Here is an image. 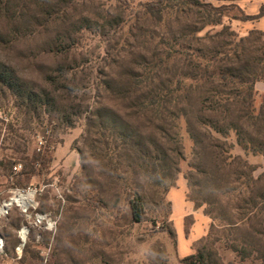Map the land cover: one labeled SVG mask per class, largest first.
<instances>
[{
    "label": "rangeland",
    "instance_id": "374dc122",
    "mask_svg": "<svg viewBox=\"0 0 264 264\" xmlns=\"http://www.w3.org/2000/svg\"><path fill=\"white\" fill-rule=\"evenodd\" d=\"M205 2L228 9L207 18L159 0H0V71L38 94L21 98L0 78V264H185L196 252L209 264H251L231 250L226 222L211 231L215 195L199 183L183 101L210 77L180 50L196 61L247 45L255 59L264 30L242 20L255 2ZM173 83L174 103H154ZM218 137L245 156L235 136ZM129 188L144 202L141 222ZM19 194H33L28 208H3Z\"/></svg>",
    "mask_w": 264,
    "mask_h": 264
},
{
    "label": "trees",
    "instance_id": "16d2710c",
    "mask_svg": "<svg viewBox=\"0 0 264 264\" xmlns=\"http://www.w3.org/2000/svg\"><path fill=\"white\" fill-rule=\"evenodd\" d=\"M164 4L163 8L180 5L183 10L196 9L207 18L219 16L228 9L227 5L216 6L205 0H159L157 5ZM262 17L264 4L258 14L245 15L242 20ZM221 46L224 51L220 59L214 54L208 59H204L206 55H198L195 61L189 59L193 53L180 50L186 55V62L198 64L201 80L210 77L208 82L197 85L200 91L197 97L183 98L190 110L186 117L198 154L196 174L200 185L215 195L213 208L217 215L212 217L211 231L217 229L215 222H226L229 234L233 236L230 248L240 260L250 259L251 264H264V173L256 176L260 165L252 164L247 158L250 155L264 157V94L257 103L255 90L256 82L264 80V51L255 59H249L245 55L247 45H242V49L239 45ZM59 70L66 73L63 66ZM0 78L21 98L34 100L38 95L13 70L0 71ZM179 88L174 83L166 85L153 102L173 104ZM217 134L222 138L235 136L245 156L234 155L236 145ZM154 177L157 178L156 175ZM26 180L24 186H28L31 177H26ZM81 196L95 207L103 204L99 196L89 191L81 193ZM127 200L134 221L141 222L145 216V205L134 188L128 189ZM170 235L176 241V234L170 232ZM181 260L185 264H209L203 252L187 255ZM47 263L55 264L54 258L49 257Z\"/></svg>",
    "mask_w": 264,
    "mask_h": 264
},
{
    "label": "crops",
    "instance_id": "0c3cea01",
    "mask_svg": "<svg viewBox=\"0 0 264 264\" xmlns=\"http://www.w3.org/2000/svg\"><path fill=\"white\" fill-rule=\"evenodd\" d=\"M250 2H255L254 4V13H252L251 15H256L258 14L260 7L262 6V4H264V0H248ZM258 22V28L264 30V17L257 19ZM258 88L262 89L264 91V82H261L258 84ZM256 163H258L260 165L259 169L257 170L259 172V174L264 173V157H257L256 159ZM187 256V255H186Z\"/></svg>",
    "mask_w": 264,
    "mask_h": 264
},
{
    "label": "bare ground",
    "instance_id": "6f19581e",
    "mask_svg": "<svg viewBox=\"0 0 264 264\" xmlns=\"http://www.w3.org/2000/svg\"><path fill=\"white\" fill-rule=\"evenodd\" d=\"M33 194H28V195H16L14 197L11 198L10 201L6 202L4 205H3V208L4 209H7L9 208L12 204H18V205H21L25 208L28 207V202L30 201V197H32Z\"/></svg>",
    "mask_w": 264,
    "mask_h": 264
},
{
    "label": "built area",
    "instance_id": "2783aa9c",
    "mask_svg": "<svg viewBox=\"0 0 264 264\" xmlns=\"http://www.w3.org/2000/svg\"><path fill=\"white\" fill-rule=\"evenodd\" d=\"M19 195H22V194H19ZM28 208V207H27Z\"/></svg>",
    "mask_w": 264,
    "mask_h": 264
}]
</instances>
